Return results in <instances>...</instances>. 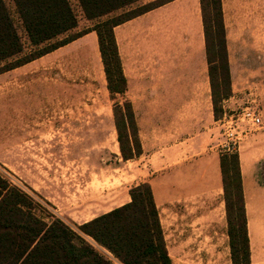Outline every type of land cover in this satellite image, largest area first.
Segmentation results:
<instances>
[{"label":"rangeland","instance_id":"rangeland-1","mask_svg":"<svg viewBox=\"0 0 264 264\" xmlns=\"http://www.w3.org/2000/svg\"><path fill=\"white\" fill-rule=\"evenodd\" d=\"M70 1L78 32L86 30L77 0ZM223 9L232 95L220 119L199 1H179L115 29L124 96L113 99L108 89L96 32L1 74L0 173L76 231L150 182L174 264H233L220 165L233 150L225 117L249 106L264 120V0H223ZM126 103L143 148L131 161L122 157L116 127V106L128 114ZM243 130L236 150L257 161L258 187L246 198L251 258L264 264V127ZM218 174L219 188L211 189Z\"/></svg>","mask_w":264,"mask_h":264},{"label":"trees","instance_id":"trees-1","mask_svg":"<svg viewBox=\"0 0 264 264\" xmlns=\"http://www.w3.org/2000/svg\"><path fill=\"white\" fill-rule=\"evenodd\" d=\"M142 0H77L90 24L78 32L80 18L70 0H0V75L36 61L96 32L108 89L124 96L128 80L115 29L158 4ZM215 117L232 95L223 0H200ZM115 109L118 141L125 161L143 154L131 103ZM228 235L233 264H252L244 178L239 150L221 157ZM131 201L73 229L29 193L0 173V264H114L89 240L121 264H174L161 212L150 182L130 191Z\"/></svg>","mask_w":264,"mask_h":264},{"label":"crops","instance_id":"crops-1","mask_svg":"<svg viewBox=\"0 0 264 264\" xmlns=\"http://www.w3.org/2000/svg\"><path fill=\"white\" fill-rule=\"evenodd\" d=\"M144 1H147L148 3H145ZM163 1L162 3L158 4L154 9H158V8H161L163 6H174L177 2L179 1H189V0H142V3L143 4H153V3H159ZM199 1V4H200V0H197ZM153 9V10H154ZM200 9H201V4H200ZM152 11V10H151ZM148 13V12H147ZM146 14V13H145ZM144 15V14H143ZM142 16V15H141ZM201 16H202V10H201ZM140 17V16H139ZM138 18V17H137ZM136 19V18H135ZM135 19H132V20H135ZM130 20V21H132ZM129 22V21H128ZM127 23V22H126ZM125 24V23H124ZM202 24H203V21H202ZM123 25V24H122ZM120 25V26H122ZM120 26H118L117 28H119ZM204 30V28H203ZM206 46V45H205ZM205 52H206V49H205ZM207 59V57H206ZM35 62V61H33ZM32 63V62H31ZM30 64V63H29ZM28 65V64H27ZM27 65H24L22 67H19V68H23ZM17 68V69H19ZM15 69V70H17ZM13 71V70H12ZM210 89H211V86H210ZM212 99V98H211ZM247 149V146L245 148V150ZM245 155V154H244ZM243 154H240L241 156V167H242V173H243V178H244V190H245V198L249 197V194H250V190L251 188H255V187H258V182L256 180V166H257V161L256 159H253V158H250L249 156L245 158ZM195 156H190V157H187V161L189 160H195L194 159ZM200 160H202L200 158ZM186 161V162H187ZM205 174H207V171L205 170V172L203 173H200V176H201V179H203L202 176H204ZM205 181V180H204ZM144 182V181H143ZM219 182H220V174H218V176L215 177V181H213V184L212 186L209 184V186H211V189H214V188H219ZM205 184L208 185V180L205 181ZM203 190H206V189H203Z\"/></svg>","mask_w":264,"mask_h":264},{"label":"built area","instance_id":"built-area-1","mask_svg":"<svg viewBox=\"0 0 264 264\" xmlns=\"http://www.w3.org/2000/svg\"><path fill=\"white\" fill-rule=\"evenodd\" d=\"M225 120H227V125L230 129L228 137L231 142L230 144L233 147V150L231 151L236 150L239 142L242 140V134H248L247 130H243L244 126L247 127V129L255 130L264 127V120L261 113L249 106L243 109L238 118H234V116L231 115L229 118L226 116ZM239 129L242 130L239 132Z\"/></svg>","mask_w":264,"mask_h":264}]
</instances>
